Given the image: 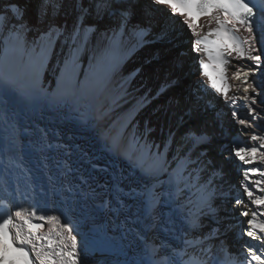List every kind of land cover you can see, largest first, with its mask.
<instances>
[{
  "label": "bare ground",
  "instance_id": "bare-ground-1",
  "mask_svg": "<svg viewBox=\"0 0 264 264\" xmlns=\"http://www.w3.org/2000/svg\"><path fill=\"white\" fill-rule=\"evenodd\" d=\"M35 2V18L29 22L25 19L24 6L19 2L11 4L24 13L27 27L23 32L18 28L9 29L11 40L5 36L0 43V217L22 207L34 208L38 215H56L60 223L71 221L75 225L74 234L78 233L82 264H144L148 259L146 244L175 246L181 230L193 237L206 238L204 246L209 250L207 256L211 264H238L244 259L239 253L245 240L264 258V248L257 241L239 236L240 229L247 228L246 221L251 218V215L240 216V212L245 206L250 213L257 209L249 203L242 186L243 171L256 164L244 165L233 154L236 145L264 143V79H260L258 72L259 95L257 103L252 105L257 109L255 119L247 112L246 105L250 101L231 102L232 97L244 95L242 79L232 78L233 67L227 72L231 86L229 100L225 101L211 89L202 70L204 65L211 69L212 61L203 51L204 44L197 46L195 41L207 36L210 28L216 27L215 22L210 23L208 17L202 16L194 21L199 35L189 30L191 61L198 64L195 71L188 73L189 68H184L181 56L175 55L168 61V70L162 74L157 88L152 89L147 80L152 64L161 63L159 54L184 47L175 25L179 16L165 17L160 30L151 34L150 46L145 48L141 45L147 35H143L144 32L137 35L135 30L127 34V29L134 24V27L146 26L148 30L147 25L154 26L151 18L155 14H148L150 12L142 7L140 17L134 22L129 20L127 29L119 28V37L114 42L110 37L112 28H106L112 16L98 17L93 0H79L83 8L89 10L84 24L93 27L84 41L74 45L65 37L79 22L81 11L77 0H56L57 7L49 6L46 15L42 12L43 0ZM113 7L125 8L127 4ZM180 19L183 21L182 17ZM50 27L58 31L45 47ZM62 27L67 32L60 41L58 33ZM2 31L0 24V34ZM236 35L243 40L247 33L241 30ZM58 41V51L54 53ZM261 45L257 37V47ZM149 47L153 50L149 51ZM41 54L47 58H41ZM151 60L154 62L149 64ZM232 63L251 67V62L246 60L233 59ZM175 64L176 73L171 72ZM261 71H264V63ZM174 80L198 85L201 92L200 95L194 92V98L210 96L209 106L214 101L212 94L220 97L219 109L225 112V120L229 119L233 132L230 139L221 142L218 156L226 159L233 169L235 178L227 184L230 187L222 193L211 174L201 176L198 163L190 164L189 169L196 168L200 184L205 185L199 191L192 190L191 205L186 200L178 204L169 197L175 170L186 163L184 158L197 162L187 153L178 152L194 145L191 138L183 135L182 147H178L176 154L171 153L170 159L165 158L167 163L155 175L145 171L152 167L157 150L164 145L166 129L161 122L167 109L161 103L160 94H164L161 89L169 87ZM234 110L236 117L232 115ZM239 119L249 121V126L239 124ZM155 123L159 142L150 136ZM187 132L192 134V130ZM253 133L261 139L251 141ZM134 137L140 141L139 146ZM163 156L159 159L164 160ZM260 167L264 169V165ZM223 170L225 168L219 167L217 172ZM231 187L235 192H231ZM153 196L155 202L146 207L145 203ZM203 199L211 211L204 207L198 217L199 227L190 231L183 217L188 215L189 208L197 211ZM236 199L244 203L237 205ZM225 202L235 206L233 212L225 210ZM258 211L264 212V207ZM257 222L264 223V219L258 216ZM15 223L26 234L23 222L16 219ZM51 228L52 224L46 223L40 235L50 234L55 238ZM256 232L260 234L258 229ZM30 256L34 264H38L34 254L30 252Z\"/></svg>",
  "mask_w": 264,
  "mask_h": 264
},
{
  "label": "snow or ice",
  "instance_id": "snow-or-ice-1",
  "mask_svg": "<svg viewBox=\"0 0 264 264\" xmlns=\"http://www.w3.org/2000/svg\"><path fill=\"white\" fill-rule=\"evenodd\" d=\"M153 4L167 6L171 10L173 16L183 18V23L188 30L194 35H199L196 31L198 21L202 16L209 18L210 23L215 22L216 27L210 28L207 36L202 40L195 41L196 45L203 43V51L206 53L209 60L212 61L211 69L208 65H204L202 74L208 78L210 87L217 95L224 97L225 101L229 100L230 84L227 75L228 68L233 67L232 78L241 80L243 83L242 97H232L231 102L235 104L236 100L241 99L250 101L247 104L248 115L253 119L257 117V109L252 105L257 103L259 95L258 88L260 87L257 79V73H260V79H264V71H261L262 63H264V44L260 48L257 47V37L254 32L255 17L257 15V6L252 4L251 0H152ZM126 3L127 7L115 9L114 4ZM134 0H93L96 15L102 17L104 14L116 17L118 13L119 28L127 29L130 17L132 15V7ZM53 9L57 7L56 0H43L42 12L47 14L48 7ZM77 7L80 8L81 15L78 17V23L74 25L72 33H69L65 40H70L74 45H78L87 37L93 26L85 25L84 18L88 14V9L83 8L79 0ZM0 24L6 29L15 31L17 28L23 32L27 25L23 20V12L16 5H7L0 10ZM15 25V28H13ZM243 30L247 33L246 38L240 40L236 33ZM58 29L51 28L46 34L44 46L51 42ZM142 35L141 31L136 33ZM118 32L113 30L112 39L115 42ZM213 36L214 39H209ZM246 45V46H245ZM233 59L246 60L251 62V67L236 64L233 65ZM249 77L252 79L250 80ZM239 90V89H237ZM253 93L255 95H249ZM236 117V111L232 113ZM239 124L249 126V121L239 119ZM137 145L140 141L137 138ZM251 141L255 142L260 137L253 133L250 137ZM264 143L259 146L252 145H236L233 149V154L242 164H256L255 167L248 168L243 171V192L247 195L251 205L257 206L249 212L247 206L245 210L240 212V216L251 218L246 221L247 228H241L239 236L251 238L257 241L261 248H264V223H258L257 217L264 219V212L258 211L260 207H264V169L260 165H264ZM151 152V149H149ZM157 159L152 167L145 169L148 175H155L167 160H160L162 155L159 150L156 152ZM257 157L259 160L257 161ZM186 163L179 165L175 170V175L169 188V197L179 204L181 200H186L189 205L193 203V189L197 191L205 185L200 184L199 175L196 168L189 169L190 164L197 163L192 161L190 157L184 158ZM259 179H254V177ZM211 183V179L207 181ZM261 193V194H258ZM158 194V192H157ZM155 202V196L152 200L145 203L149 207ZM237 205L243 204V200L236 199ZM107 207V202H105ZM204 207L210 206L206 199L201 201L200 207L193 212L188 209V215L183 217V223L186 224L189 230L199 227L198 217L202 214ZM38 222H34V219ZM18 219L23 222L26 228V234L15 223ZM51 223L50 232H55V238L49 235H40L45 228L46 223ZM75 225L71 221L60 223V219L56 215L37 214V210L20 208L6 217H0V264H34L30 252L34 254L35 261L38 264H82L80 259V250L77 240V234H74ZM258 229L260 234H257ZM217 230H214V232ZM206 238L193 237L190 233L180 231L177 237L175 246L167 243L160 245H147L146 254L148 259L144 264H209L207 254L209 250L204 246ZM25 245L30 247H25ZM242 251L239 255L243 256V260H239L238 264H264L262 255L257 254L251 243L247 240L241 245Z\"/></svg>",
  "mask_w": 264,
  "mask_h": 264
},
{
  "label": "rangeland",
  "instance_id": "rangeland-1",
  "mask_svg": "<svg viewBox=\"0 0 264 264\" xmlns=\"http://www.w3.org/2000/svg\"><path fill=\"white\" fill-rule=\"evenodd\" d=\"M35 1L36 0H3L0 1V10L4 9L5 6L9 4H12L14 2H19L22 6H24L23 7L24 12L26 13L25 19L27 18V22L33 21L35 18L34 17L35 3H36ZM142 7H145L147 12H150L148 14H152V15L155 14V17L151 18V20H154L153 22L154 26L147 25V27L150 28L146 31V33L145 32L143 33V35H147V36L145 37V41L141 46L147 48L148 46H150L148 42L151 39L150 36L153 33V31H159L165 17L167 16L170 17L169 14L171 16L173 15L170 13L169 9L166 6L155 5L153 4L152 1L149 0H134V4L132 7V15L130 17V20H133L134 22L137 18L140 17V12H141L140 10ZM89 8L92 9L93 5L90 4ZM179 18L176 20L177 23L175 25H177L176 28L179 30L178 35L182 39V42L184 43V47L183 48H180L179 46L174 47L169 49L167 52L159 54L158 59L161 60V63L159 65L157 64L154 65V63L156 62V61L154 62V60L153 61L151 60L149 62V64H152L154 62L152 64L153 66V70L151 72L152 77L150 76V78L147 80L148 86L151 84L152 89L157 88L158 83L161 80L162 74L164 73V71L168 70L166 66L169 65L170 63L168 61L175 55L181 56L182 65L184 66V68L185 67L189 68L188 73H191L192 69L193 71H195V69L198 67L197 66L198 64L195 61H191L190 31L187 29V26L183 23V21L181 19L179 20ZM2 26L3 25L1 24V31L2 29L4 30L0 34V43L3 41L5 36H8V40H11V33L10 31L8 32L9 29H5ZM14 27L15 25H13V28ZM136 28L137 27H134L133 24L130 27V30L127 29V34L128 32L131 33L133 30H135L136 32L137 31ZM65 29L64 27H62L58 33L60 41H62L63 37L67 32V30L65 31ZM113 30L118 32L119 27L112 28V33ZM110 37L112 38V35ZM58 46H59V41L54 47L55 48L54 53L58 51ZM258 48H260V46H258ZM150 50L152 51L153 48L149 47V51ZM155 66L157 67L154 69ZM176 70L177 68L175 64L171 72H175ZM197 87L198 85L195 84L189 85L188 82H183L181 80L179 81L174 80L172 83H170L169 87H164L161 89V91L164 92V94H160V97L162 98L161 103L162 105H164V107H166L167 111L165 112L166 115H164L163 121L161 122L162 128L166 129V138L162 139L164 145L163 147H161L159 152H161V154L164 155L163 156L164 159L168 158L171 153L176 154V151H178V147L181 146L180 139H182L184 136L189 137V139L191 138V140H193L194 145L178 152L187 153L189 156L196 159L198 163L197 169L199 170L200 175L205 176V174H211V178L212 180H215L216 182L215 185L219 187V191L225 194L227 187H230L229 185L227 186V184L232 182V179H234L235 177L233 174V169L229 167L227 160L218 156L220 155L219 152H220L221 142H225L228 139H230L231 136L233 135V132L230 127L229 119L225 120L226 119L225 112H222L219 109L221 98L216 96V94H212L211 100H214L212 101V104L214 105L213 107H210L209 103L211 101H209L208 103L206 102L207 100H209L208 97L210 96L208 97L201 96V99L199 100L194 98V96H196L193 94L194 92L195 93L197 92L199 95L201 92V90L198 89ZM205 105L207 106L205 107ZM214 113L216 114L215 118H213ZM219 118L223 122H220L218 120ZM157 126L158 125L156 123L154 126L152 125L150 136H152L155 139V140L153 139L154 141L159 142V138H157ZM175 127H177L176 131L173 130ZM188 130L189 131L192 130V134H189V132H187ZM191 135L193 137H191ZM202 136L205 138H203ZM200 146L203 147L200 149L199 148ZM219 167H223V169L225 168V170H223L221 173H218L217 170L219 169ZM228 192L230 191L228 190ZM231 192H235V189L232 187H231ZM225 206H224L225 210L227 211L233 212V210L235 209V206L231 207L229 205V202H225ZM211 249L214 250L215 247L213 246V248Z\"/></svg>",
  "mask_w": 264,
  "mask_h": 264
}]
</instances>
